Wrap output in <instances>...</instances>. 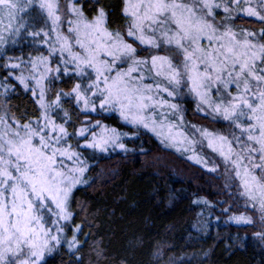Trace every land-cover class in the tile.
Segmentation results:
<instances>
[{
  "label": "snow or ice",
  "instance_id": "snow-or-ice-1",
  "mask_svg": "<svg viewBox=\"0 0 264 264\" xmlns=\"http://www.w3.org/2000/svg\"><path fill=\"white\" fill-rule=\"evenodd\" d=\"M242 16L262 27L237 30ZM16 46L27 51L7 55ZM0 68V264H48L60 250L83 264L74 193L97 153L129 150L126 133L96 118L106 113L198 165L211 161L197 149L211 151L219 163L207 170L222 169L253 213L229 221L259 226L264 243V0H0ZM18 88L31 93V116L12 110ZM186 97L227 135L186 124ZM93 251L94 264H130L102 241Z\"/></svg>",
  "mask_w": 264,
  "mask_h": 264
},
{
  "label": "trees",
  "instance_id": "trees-1",
  "mask_svg": "<svg viewBox=\"0 0 264 264\" xmlns=\"http://www.w3.org/2000/svg\"><path fill=\"white\" fill-rule=\"evenodd\" d=\"M118 5L119 0H106ZM219 18V17H218ZM112 25L121 23L118 10L111 15ZM245 19L235 21L236 27ZM258 27L262 25L254 20ZM257 28V26H254ZM27 49L16 46L7 53L21 56ZM4 70L0 68V76ZM58 88L68 87L58 84ZM15 114L27 112L31 116L36 107L30 92L18 88L9 101ZM187 117L192 123L227 135V124L213 122L195 113V102L184 101ZM67 107V106H66ZM104 116L107 118L105 119ZM97 116L115 128L122 127L117 113ZM84 117H82L83 119ZM129 133L122 141L129 149L97 153L90 160L86 185L74 193L70 226L82 227L79 241L84 244L78 255L83 264H94L93 251L97 242L107 250L127 255L130 264H262L264 243L254 237L259 228L229 221L230 215L246 211L243 200L229 194L225 180L218 172L187 159L185 154L164 147L151 134ZM71 131V128H69ZM223 181H219V180ZM206 199L214 207L194 203ZM235 200V204L233 201ZM224 202V203H218ZM233 205L232 212L221 214L222 208ZM71 238L72 232L68 231ZM143 241V247H130V243ZM126 249V251H125ZM68 255L60 250L48 264H68ZM101 264H106L102 261Z\"/></svg>",
  "mask_w": 264,
  "mask_h": 264
},
{
  "label": "rangeland",
  "instance_id": "rangeland-1",
  "mask_svg": "<svg viewBox=\"0 0 264 264\" xmlns=\"http://www.w3.org/2000/svg\"><path fill=\"white\" fill-rule=\"evenodd\" d=\"M251 20H252V21H249L248 19H245L243 22H241V24H243V26H242V25L238 26V27H237V30H239L240 28H248V29H250V30H251V29H259V28H260V27H258L259 25H257V23L254 21V20H256V19H255V18H252ZM254 26H257V28H254ZM187 98H189V97H186V98L181 99V100L178 101V103L180 104V106H181L182 109H185L184 101H185ZM185 110H186V109H185ZM184 119H185L186 124H188V125H196V126L199 127V125H197V124H195V123H192V121L189 120V118L187 117V114H185ZM118 122H120V124H121L122 127H118L117 129H118L121 133H126L127 135L130 134V133H129V130H127L128 125H126L121 119L118 120ZM200 126H201V125H200ZM110 127H113V126H110ZM129 127H130V126H129ZM132 129H133V128H132ZM209 129H210V128H209ZM210 130H212V129H210ZM135 132H136L135 129H133L132 133H135ZM197 151H198V153H199L200 155H202L203 157H205L206 159H208L209 161H211V163H209V164L207 165V168L212 167L213 164H218V163H219V160L217 159V157H216L213 153H211V151H209L208 149H206V148H204V149H197ZM187 155H190V153L185 154L186 157H187ZM222 172H223V170L221 169L220 171H218V174H219V175H222ZM223 180H224V179H223ZM223 180L221 179V180H219V181H223ZM241 213H243V212H241ZM243 214H244V213H243ZM250 216H253V213H250ZM257 228H259V226H257Z\"/></svg>",
  "mask_w": 264,
  "mask_h": 264
}]
</instances>
